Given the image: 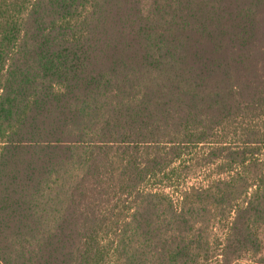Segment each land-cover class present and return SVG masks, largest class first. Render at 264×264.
<instances>
[{"label":"trees","instance_id":"trees-1","mask_svg":"<svg viewBox=\"0 0 264 264\" xmlns=\"http://www.w3.org/2000/svg\"><path fill=\"white\" fill-rule=\"evenodd\" d=\"M243 261L264 0H0V264Z\"/></svg>","mask_w":264,"mask_h":264},{"label":"rangeland","instance_id":"rangeland-1","mask_svg":"<svg viewBox=\"0 0 264 264\" xmlns=\"http://www.w3.org/2000/svg\"><path fill=\"white\" fill-rule=\"evenodd\" d=\"M208 173V171L206 172V174ZM200 177H198L199 179H197V178H194V179H192V180H190V182H198V180H200L201 178H203L202 176H204V175H199ZM189 181V180H188ZM181 187V186H180ZM172 191V190H171ZM175 196H177V195H175ZM244 263V261L243 262H241L240 264H243Z\"/></svg>","mask_w":264,"mask_h":264}]
</instances>
